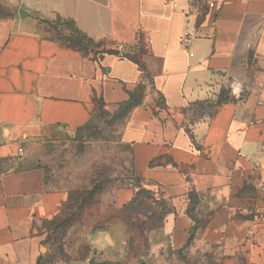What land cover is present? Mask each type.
Returning <instances> with one entry per match:
<instances>
[{"label": "crops", "instance_id": "crops-1", "mask_svg": "<svg viewBox=\"0 0 264 264\" xmlns=\"http://www.w3.org/2000/svg\"><path fill=\"white\" fill-rule=\"evenodd\" d=\"M0 2L13 15L0 20V264H41L44 225L66 200L31 164L32 146L86 128L100 105L118 108L140 86L118 140L139 186L170 208L148 235L147 264H182L184 255L264 264V0ZM57 19L97 43L95 53L64 46L47 30ZM187 31L195 35L184 46ZM223 89L234 101L196 115ZM136 190L117 189L116 208ZM83 240L88 264L129 259L118 223Z\"/></svg>", "mask_w": 264, "mask_h": 264}, {"label": "rangeland", "instance_id": "rangeland-1", "mask_svg": "<svg viewBox=\"0 0 264 264\" xmlns=\"http://www.w3.org/2000/svg\"><path fill=\"white\" fill-rule=\"evenodd\" d=\"M49 25L47 30L64 46L85 54L95 53L97 43L80 35L70 22L57 19ZM124 119L119 107L110 109L100 105L94 121L86 128L78 132L61 131L32 146L31 164L45 170L48 184L66 192L61 208L62 220L68 223L57 230L53 225L56 222L48 221L44 225L49 249L41 264H79L81 261L88 264L90 252L83 240L84 233L87 229H105L108 222L124 226L128 233L129 259L116 264H147L150 230L162 225L164 212L170 208L157 193L151 200L142 199L137 207L116 208L117 189L132 186L136 180L131 170L130 149L118 140V127ZM182 257V264L203 262L198 255ZM209 259V264H219L218 260H222L220 257Z\"/></svg>", "mask_w": 264, "mask_h": 264}, {"label": "trees", "instance_id": "trees-1", "mask_svg": "<svg viewBox=\"0 0 264 264\" xmlns=\"http://www.w3.org/2000/svg\"><path fill=\"white\" fill-rule=\"evenodd\" d=\"M0 15L5 17L3 19H8V18L13 16L12 13L10 11H8V9H6L1 4V2H0ZM90 41L93 42L92 40H90ZM135 60L140 65L142 70L145 71L144 65L141 63L140 59L138 57H136ZM143 91H144V89L142 86L138 87L137 90L131 94L130 99L127 102L120 105L119 108L121 110H123V116L127 117L134 109H136L141 104L142 99H143ZM231 101H234V99L230 96L229 91L223 89L214 104H212L210 102H208V103L203 102V103L196 104L195 113H196V115L199 114L200 117H203L204 115L212 116L214 113V107L216 108L218 106L229 103ZM135 179L136 180H135L134 185L136 186V189H137L135 192V196H134L132 202L129 205L125 206L122 210L134 208V207H137V205L139 206L142 203V199H144V198L149 199V200L154 198L155 192L146 190L145 188L139 186V184H141V182L138 181V178H135ZM191 199L193 201H197L196 194L192 193ZM169 211H170V209H168L166 212H164L163 218H165V216L169 213ZM62 219H63L62 208H60L58 215L55 218H53L52 220H50L54 223L56 222L55 224H53V225H55V230H57L61 225H65L68 223V221L64 222ZM163 221H164V219H163ZM58 222H61V224L59 225ZM158 228H153L150 230V232L153 230H156ZM192 241H193V236L190 238L189 243H191ZM129 244H131V240H130ZM129 250H130V247H129Z\"/></svg>", "mask_w": 264, "mask_h": 264}, {"label": "built area", "instance_id": "built-area-1", "mask_svg": "<svg viewBox=\"0 0 264 264\" xmlns=\"http://www.w3.org/2000/svg\"><path fill=\"white\" fill-rule=\"evenodd\" d=\"M177 2H178V0H172V4H173L174 6L177 5ZM211 6H214V4H211ZM194 35H195L194 32H192V31H187V33L185 34V36H184V37L182 38V40H181V44L184 45V46H187L189 40H190L192 37H194ZM19 154H20L21 156H23V154H24L23 149H21V150L19 151ZM242 157H243V156H242Z\"/></svg>", "mask_w": 264, "mask_h": 264}]
</instances>
